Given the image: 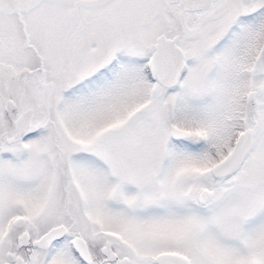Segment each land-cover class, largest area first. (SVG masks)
I'll list each match as a JSON object with an SVG mask.
<instances>
[{
    "label": "snow or ice",
    "instance_id": "obj_1",
    "mask_svg": "<svg viewBox=\"0 0 264 264\" xmlns=\"http://www.w3.org/2000/svg\"><path fill=\"white\" fill-rule=\"evenodd\" d=\"M0 264H264V0H0Z\"/></svg>",
    "mask_w": 264,
    "mask_h": 264
}]
</instances>
